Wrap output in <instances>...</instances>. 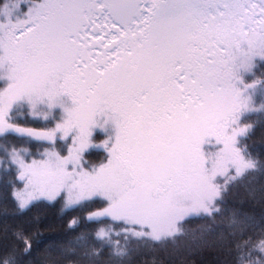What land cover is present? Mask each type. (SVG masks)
I'll list each match as a JSON object with an SVG mask.
<instances>
[{"label": "snow or ice", "instance_id": "6c2138e0", "mask_svg": "<svg viewBox=\"0 0 264 264\" xmlns=\"http://www.w3.org/2000/svg\"><path fill=\"white\" fill-rule=\"evenodd\" d=\"M17 8L0 4V264H264V104L239 75L264 58V0Z\"/></svg>", "mask_w": 264, "mask_h": 264}, {"label": "trees", "instance_id": "16d2710c", "mask_svg": "<svg viewBox=\"0 0 264 264\" xmlns=\"http://www.w3.org/2000/svg\"><path fill=\"white\" fill-rule=\"evenodd\" d=\"M3 3V0H0V4ZM242 79L244 82H251L252 80L258 79L260 83L252 89V103L254 105L264 104V58L255 57L253 58L252 66L250 70L242 75ZM3 82L0 80V88H2ZM57 112V111H56ZM260 134L259 129L257 130V135ZM91 155L94 160H99L101 156H104L105 153L103 150H95L93 149ZM162 256L165 258L168 257V253H162ZM182 258V255H173L170 259H172L175 264H179V260ZM196 259V257H190L189 260Z\"/></svg>", "mask_w": 264, "mask_h": 264}, {"label": "rangeland", "instance_id": "374dc122", "mask_svg": "<svg viewBox=\"0 0 264 264\" xmlns=\"http://www.w3.org/2000/svg\"><path fill=\"white\" fill-rule=\"evenodd\" d=\"M3 3H4V0H3ZM30 3H31V0H28L27 4L25 3V0H19V8L14 10V18H15V16H19L22 18V14L24 12H26L28 4H30ZM0 19H2V17H0ZM253 58H255V57H253ZM6 71H7L6 65L3 68H0V80H2V82H3L2 88L5 87L7 85V83L9 82L6 78V76L3 75L4 73H6ZM246 72H247L246 70H241L239 75L242 77V75H244ZM248 91H249V94L251 95V98H252V89H249ZM64 103L66 105L70 106L71 105L70 98L65 97ZM56 111H57L56 114L58 116L59 115V109H57ZM113 132H114V129L112 128V126L110 124L106 126L105 130H101L99 128H96V129H94V139H97V140L103 139L106 135L113 134ZM95 150H103V149L99 148V149H95Z\"/></svg>", "mask_w": 264, "mask_h": 264}]
</instances>
